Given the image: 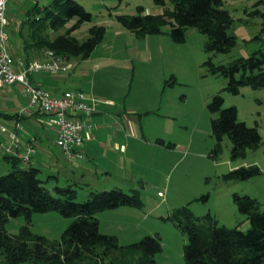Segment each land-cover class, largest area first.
Segmentation results:
<instances>
[{"label": "rangeland", "instance_id": "rangeland-1", "mask_svg": "<svg viewBox=\"0 0 264 264\" xmlns=\"http://www.w3.org/2000/svg\"><path fill=\"white\" fill-rule=\"evenodd\" d=\"M37 1L44 0H9L6 14L9 18V14L15 15L19 25V20ZM75 1L92 15V22L81 26L74 35L80 41L85 40L88 28L93 25L104 26L106 34L89 58L69 60L74 67L61 75L65 80L64 90L81 91L87 97L114 103L113 111L122 110L139 122L143 134L138 133L137 139L144 144L158 138L165 145H174V148L140 146L128 152L126 169L134 180L130 186L138 191L143 208L136 212L135 219L118 215L119 212L110 216L111 210L102 216L98 213L102 234L116 235L121 247L134 244L144 236H158L161 250L155 255V264H186L183 257L186 236L171 221L163 220L175 209L188 206L196 217L209 215L217 221V226L237 227L246 232L249 223L238 212L233 195L256 199L264 211V87L253 90L242 86L233 95L226 90L229 79L210 74L206 63L210 59L214 65H227L264 51V0L223 1L222 9L234 20L230 32L236 35L235 47L226 54L206 52L207 37L194 28H187L185 41L176 43L169 36L168 27H163L159 35L147 36L151 37L149 40L131 33L118 21V16L135 15L138 7L144 9V14L162 13L153 0ZM19 4L23 7L22 16L18 14ZM10 31L8 27L9 42ZM16 39H19L17 35L12 40L14 46H18ZM172 80L174 83L167 85ZM216 94L223 98V108L234 106L238 122L257 128L262 138L260 146L248 149L244 157L231 158L232 145L227 136L222 138L220 150L215 151L210 122L218 114H211L207 105ZM98 107L107 108L101 104ZM254 165L261 171L258 176L245 181L227 177L235 169ZM87 167L91 172L92 166ZM39 169V179L47 180L44 186L53 196L55 187L71 185L77 203L85 202L90 192L115 188L114 184L103 185L101 176L93 171L91 175L72 169L67 170L69 174L57 175L48 166ZM51 175L58 180L50 179ZM127 184L121 189L125 193L131 188ZM158 192L163 196L159 197ZM205 196L207 200L203 201L201 198ZM71 222L72 219L56 212L33 214L30 230L59 241ZM133 223L135 231L131 230ZM24 224L23 217L10 218L5 228L13 235Z\"/></svg>", "mask_w": 264, "mask_h": 264}, {"label": "trees", "instance_id": "trees-1", "mask_svg": "<svg viewBox=\"0 0 264 264\" xmlns=\"http://www.w3.org/2000/svg\"><path fill=\"white\" fill-rule=\"evenodd\" d=\"M223 1L153 0L162 13L144 14V9L138 7L135 15L118 16V21L131 33L146 37L159 35L163 27H168V34L176 43H183L186 29L194 28L207 37L206 52L226 54L235 47L236 35L230 32L234 20L222 9ZM19 21L15 36L20 40L21 57L26 63L47 50L67 60L87 59L106 34L104 26L93 25L88 28L85 40L80 41L74 35L83 24L92 22V15L75 0H52L43 9L34 5ZM206 65L210 74L229 79L226 90L233 95L242 86L253 90L264 87V51L227 65L217 66L209 59ZM223 103L220 94H216L207 105L211 114H218L210 122L215 151L220 150V142L227 136L232 145L231 158L244 157L248 149L260 146L262 138L257 128L238 122L234 106L223 108ZM156 142L174 148L161 139ZM2 159L10 170L0 175V264H155V255L161 250L158 236H144L134 244L121 247L116 236L99 231L96 215L100 212L120 207L142 210L137 190L125 193L112 188L90 192L85 202L77 203L71 185L55 187L53 196L44 186L47 180L39 179V168L22 165L10 156ZM260 173L254 165L235 169L227 177L245 181ZM201 199L206 201L207 196ZM233 202L249 223L246 232L237 227L217 226V221L209 215L196 217L188 206L175 209L163 219L171 221L186 236L183 250L186 264H264V211L256 199L248 196L234 194ZM49 212L72 219L59 241L30 230L33 214ZM17 217H23L25 224L17 234L11 235L5 225L10 218Z\"/></svg>", "mask_w": 264, "mask_h": 264}, {"label": "crops", "instance_id": "crops-1", "mask_svg": "<svg viewBox=\"0 0 264 264\" xmlns=\"http://www.w3.org/2000/svg\"><path fill=\"white\" fill-rule=\"evenodd\" d=\"M51 1L52 0H44L42 3H40V1H37L32 3V5H37L38 7L41 6V8L43 9L44 7L48 6ZM18 8V14L20 16L24 15L22 4H19ZM160 13L161 11H159L157 14ZM9 16L10 18L8 27L11 28L10 32L12 34L9 45L12 53V61L13 63H16L18 60H20L22 63L28 64L21 57L20 40L16 39V43L18 44V46H14L12 43V40L16 37L15 31H17V28L15 26H18V24L16 19L14 18L15 15L9 14ZM13 21L14 23L12 24ZM150 38L151 37H147V39L149 40ZM44 52H41L40 55L30 60L29 62L33 60L45 59ZM62 77L63 76L61 75L42 74L40 77H36L35 79L32 78L31 82L34 84H38L41 88L49 91L53 95H58L65 91H70L64 90L63 85H65V80H63L64 78ZM27 103L28 99L24 95L20 85L13 84L1 88L0 124L6 125L7 127L10 126L12 128V125H9V123H11L12 121H16V118L13 116L18 110L26 107ZM111 108L112 107H97L96 113H94L91 119L93 128L90 132L84 135V158L80 161H77V163L74 165H72L66 159L63 153L55 145V132L53 128L43 123L45 118L40 115L22 117L20 120L22 129L17 132V136L21 141L30 143L35 150L34 154L30 158L29 163L25 166L34 167L35 165H37L38 168L48 166L57 175L60 173L69 174V171H72V169L79 170V172H85L88 174L93 171L96 176H101L103 185L114 184L115 188L121 187L120 189H123L122 186L128 183L127 185L129 186L127 187H131L128 188V190H130V192L133 191V186H130V183L134 180L132 181L126 169V159L128 158V152L131 153L134 148L136 149L140 146L145 148H161L162 145L158 144L157 142L151 141H148L144 144L143 142L138 140V133L142 132L143 134V130L139 122L135 121L134 118H131L128 114H124L122 110L117 109L116 111H113ZM42 118L44 120H42ZM130 140L133 142H130ZM65 162L67 163L66 166ZM88 165L92 166V168L90 169L91 172L87 169ZM9 168V165L3 159H0V170H2L1 172H8L10 170ZM51 179L58 180V178ZM111 211L113 213H109L111 214L110 216H113L115 212H119L117 213L118 215H126V217H131L133 219H135L137 215L136 212H138V210L129 207H120ZM111 211L106 210L100 212V216H102V214H105L104 212ZM96 218L98 220L99 231L100 233H102L101 218L97 216ZM131 226V230L135 231L134 223Z\"/></svg>", "mask_w": 264, "mask_h": 264}, {"label": "built area", "instance_id": "built-area-1", "mask_svg": "<svg viewBox=\"0 0 264 264\" xmlns=\"http://www.w3.org/2000/svg\"><path fill=\"white\" fill-rule=\"evenodd\" d=\"M9 0H0V89L4 86L18 84L28 99L26 107L16 112V121L9 125L0 124V159L4 156L14 157L23 165L29 163L34 154V147L21 141L17 132L22 129L21 118L24 116L40 115L43 123L55 132V145L66 159L76 164L84 158V135L93 128L91 119L101 104L110 108L111 101H101L92 96L87 97L81 91H65L53 95L31 82L33 76L42 74L64 75L72 71L73 65L66 58L55 55L52 51L44 52L45 59L33 60L28 64L18 60L12 61L9 45V34L6 30L9 17L6 7ZM158 196L163 194L158 192Z\"/></svg>", "mask_w": 264, "mask_h": 264}]
</instances>
